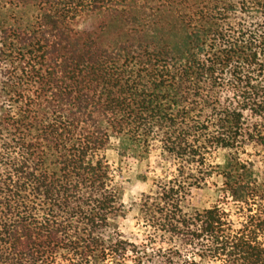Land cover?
Here are the masks:
<instances>
[{
  "label": "trees",
  "instance_id": "obj_1",
  "mask_svg": "<svg viewBox=\"0 0 264 264\" xmlns=\"http://www.w3.org/2000/svg\"><path fill=\"white\" fill-rule=\"evenodd\" d=\"M19 1L0 22V264H264V0ZM113 138L177 165L138 210L167 249L119 232ZM218 150L237 225L183 205Z\"/></svg>",
  "mask_w": 264,
  "mask_h": 264
},
{
  "label": "rangeland",
  "instance_id": "obj_2",
  "mask_svg": "<svg viewBox=\"0 0 264 264\" xmlns=\"http://www.w3.org/2000/svg\"><path fill=\"white\" fill-rule=\"evenodd\" d=\"M19 0H0V22L12 24L18 17ZM32 11L33 9H27ZM5 70L0 74V84L5 80ZM254 150L246 147L240 151L238 157L241 161H252L258 167L262 166L261 158L253 157ZM105 160L111 167L112 180L123 188V203L126 215L118 218L116 223L124 240L137 245L145 244L149 247L167 249L168 246L160 241L152 245L147 242L150 233L140 226L138 222L139 207L144 195L155 192V185L161 179H170L176 176L177 165L163 159L161 146L152 142L148 150L146 147L128 141L112 139L110 148L103 153ZM228 153L223 150L214 151L207 156L206 169L211 173L206 177L205 183L200 188H192L184 202L188 212L204 211L215 206L220 207L228 214L229 219L237 225L242 220V212L237 204L225 193V180L223 172L227 168ZM189 263L215 264L213 260L203 261L191 253ZM120 264V261L117 262ZM60 264V261H59ZM61 264H66L62 262ZM68 264V263H67ZM107 264H111L108 262ZM128 264H132L128 261ZM220 264V263H219Z\"/></svg>",
  "mask_w": 264,
  "mask_h": 264
}]
</instances>
